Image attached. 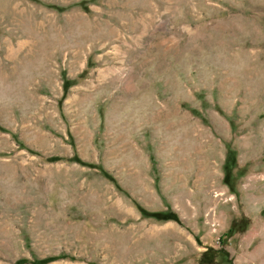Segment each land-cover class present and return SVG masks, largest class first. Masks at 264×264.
<instances>
[{
    "label": "rangeland",
    "instance_id": "374dc122",
    "mask_svg": "<svg viewBox=\"0 0 264 264\" xmlns=\"http://www.w3.org/2000/svg\"><path fill=\"white\" fill-rule=\"evenodd\" d=\"M0 264H264V0H0Z\"/></svg>",
    "mask_w": 264,
    "mask_h": 264
},
{
    "label": "trees",
    "instance_id": "16d2710c",
    "mask_svg": "<svg viewBox=\"0 0 264 264\" xmlns=\"http://www.w3.org/2000/svg\"><path fill=\"white\" fill-rule=\"evenodd\" d=\"M89 165H91V164H89ZM99 169L101 170V173L102 174L108 175V173L105 170H103L101 167H99ZM152 215L155 216V217H158V218L161 217L162 219H174V220H177V217L174 214H158V213H152Z\"/></svg>",
    "mask_w": 264,
    "mask_h": 264
},
{
    "label": "bare ground",
    "instance_id": "6f19581e",
    "mask_svg": "<svg viewBox=\"0 0 264 264\" xmlns=\"http://www.w3.org/2000/svg\"><path fill=\"white\" fill-rule=\"evenodd\" d=\"M179 135V134H178ZM182 140V139H181ZM183 146V145H182Z\"/></svg>",
    "mask_w": 264,
    "mask_h": 264
}]
</instances>
